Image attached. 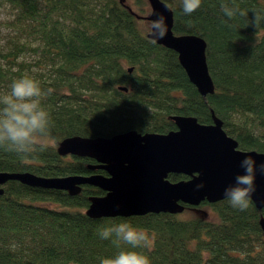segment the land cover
<instances>
[{"label":"trees","instance_id":"16d2710c","mask_svg":"<svg viewBox=\"0 0 264 264\" xmlns=\"http://www.w3.org/2000/svg\"><path fill=\"white\" fill-rule=\"evenodd\" d=\"M126 1L137 15L147 12L146 0ZM164 1L174 33L205 40L212 93L201 96L176 52L153 43L137 27L145 19L117 0H0V96L23 76L52 88L42 103L56 142L128 129L165 132L174 127L171 114L205 123L212 110L240 148L264 152V20L256 27L250 23L253 10L264 15V0H203L191 15L183 13L182 0ZM222 2L247 15L227 18ZM90 161L59 154L56 147L29 158L0 148V170L83 174ZM1 187L0 264H101L129 248L99 236L102 228L122 222L155 236L154 250L146 252L151 264H264V206L252 202L245 211L223 197L200 202L207 209L196 214L91 217L84 209L87 195L99 193L93 185L75 194L15 179Z\"/></svg>","mask_w":264,"mask_h":264},{"label":"water","instance_id":"95a60500","mask_svg":"<svg viewBox=\"0 0 264 264\" xmlns=\"http://www.w3.org/2000/svg\"><path fill=\"white\" fill-rule=\"evenodd\" d=\"M117 1L136 17L149 22L162 15L167 35L156 43L176 52L178 63L201 96L213 91L205 59V40L194 33H174L172 10L164 0H146L148 12L144 15L134 13L126 0ZM145 35L152 39L146 32ZM119 88L125 89V86ZM210 115L211 122L201 123L193 115L171 114L176 129L166 132L140 133L128 129L109 136H65L56 142L59 154L90 156L108 175L45 176L28 170H0V193L1 184L8 179L29 186L62 189L69 194L77 193L81 184L88 183L105 190L104 194L88 196L84 212L91 217L177 213L184 204L214 202L225 197V188L243 171L240 161L250 155L259 165L264 163V152L236 148V141L221 127V119L212 110ZM169 172H180L187 177L170 180ZM201 183L204 187L197 190L196 186ZM252 203L257 209L264 206V175H257ZM259 222L264 227L263 217Z\"/></svg>","mask_w":264,"mask_h":264},{"label":"clouds","instance_id":"9594fccd","mask_svg":"<svg viewBox=\"0 0 264 264\" xmlns=\"http://www.w3.org/2000/svg\"><path fill=\"white\" fill-rule=\"evenodd\" d=\"M202 2L182 0L183 13L191 15L201 7ZM221 11L229 19L247 15L238 6H230L225 2L221 3ZM252 13L250 23L256 27L264 20V15L256 10ZM137 27L141 32L149 34L153 43L167 35V25L162 15L150 22L142 19L137 22ZM53 91L52 88L44 90L37 80L29 76L20 77L11 83L9 91L0 96V148L22 158H29L56 147L52 134L53 120L42 103ZM240 168L243 171L235 176L233 184L225 188L224 195L233 208L245 211L256 192L257 175H264V163L258 165L248 155L240 161ZM203 187L202 183L196 186L197 190ZM99 236L103 240L112 239L117 247L129 246L110 258L102 259L101 264H151L146 252L154 250L156 238L147 230L122 222L102 228Z\"/></svg>","mask_w":264,"mask_h":264},{"label":"flooded vegetation","instance_id":"af4514ba","mask_svg":"<svg viewBox=\"0 0 264 264\" xmlns=\"http://www.w3.org/2000/svg\"><path fill=\"white\" fill-rule=\"evenodd\" d=\"M125 89H126V87H125ZM212 93V92H211ZM208 94H210V93H208ZM205 96V95H204ZM212 120H210V121H208V122H205V123H209V122H211ZM174 122V121H173ZM201 123H204V122H201ZM221 127H222V121H221ZM223 128V127H222ZM172 129H176V125H175V123H174V127H172V128H170V130H172ZM224 130V129H223ZM225 131V130H224ZM151 132V131H150ZM166 132V131H165ZM140 133H143V132H140ZM225 133H226V131H225ZM228 136H230V137H232L231 135H229L228 133H226ZM235 141H236V139L234 138V137H232ZM236 148H238V149H242V150H249V149H244V148H240L239 146H238V143H237V141H236ZM80 156H85V157H88V158H91L92 159V161H90V162H87L86 163V167L90 170L89 172H87V173H83V174H90V173H99V174H102V175H108V173L106 172V170L105 169H103L102 167H100V166H97V165H95L96 163H97V161L94 159V158H92V157H90V156H86V155H80ZM90 164H94L95 166L94 167H90L91 165ZM169 173H175V174H178V175H182V176H180V177H177L176 179H180V178H185V177H187L185 174H183V173H180V172H169ZM168 175V174H167ZM175 179V180H176ZM84 184H88V183H83V184H81L80 185V188L82 187V185H84ZM88 185H91V184H88ZM93 186H95V185H93ZM95 187H97V186H95ZM98 189H99V193L98 194H94V195H101V194H104L105 193V190H103V189H101V188H99V187H97ZM87 199H88V195H87ZM202 201H206V200H202ZM202 201H200V202H202ZM200 202L198 203V204H196V205H191V204H184V207H183V209L181 210V211H184V210H191V209H193V210H195V209H200V207L201 206H199L200 205ZM181 211H179V212H181ZM179 212H177V213H179Z\"/></svg>","mask_w":264,"mask_h":264},{"label":"rangeland","instance_id":"374dc122","mask_svg":"<svg viewBox=\"0 0 264 264\" xmlns=\"http://www.w3.org/2000/svg\"><path fill=\"white\" fill-rule=\"evenodd\" d=\"M126 2H127V1H126ZM147 11H148V5H147ZM146 13H147V12H146ZM2 15H3V13L0 12V17H1ZM145 20H146V19H145ZM146 21H148V20H146ZM148 22H149V21H148ZM202 209L205 210V209H207V207H205V206L203 205V206H201L200 209H197V210H192V209L190 210V209H189V210H184V213H181V212H180V213H181V215H182V214L184 215L186 212H187L188 214H190V213H191V214H193V213L196 214V213L200 212Z\"/></svg>","mask_w":264,"mask_h":264}]
</instances>
